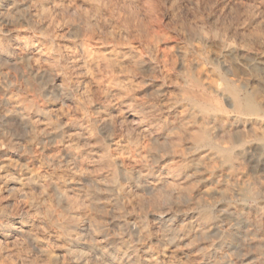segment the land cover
<instances>
[{
    "label": "bare ground",
    "instance_id": "6f19581e",
    "mask_svg": "<svg viewBox=\"0 0 264 264\" xmlns=\"http://www.w3.org/2000/svg\"><path fill=\"white\" fill-rule=\"evenodd\" d=\"M155 3L0 0V61L22 71L14 91L0 80V230L21 232L51 264H264V177L240 170L249 158L264 171V101L205 69L207 39L174 24L167 34ZM247 64L264 71L260 58ZM44 79L78 117L22 96ZM91 96L105 103L89 115ZM49 230L52 251L36 235Z\"/></svg>",
    "mask_w": 264,
    "mask_h": 264
},
{
    "label": "rangeland",
    "instance_id": "374dc122",
    "mask_svg": "<svg viewBox=\"0 0 264 264\" xmlns=\"http://www.w3.org/2000/svg\"><path fill=\"white\" fill-rule=\"evenodd\" d=\"M155 2H156L155 3V9H157L156 15H157V13H158V15H159V13L161 14L159 16L157 15L156 17L159 18V19L157 18L158 21L161 18L160 23L162 24L163 29L167 34L169 33V35H172V28L171 27L176 26V25H180L184 28H187L190 31L202 34L207 39L201 44L202 47H204L203 48L204 54L206 56H208V61L210 63V64L209 63L206 64V62H208V61L203 63V67L205 69L213 70L217 77H219V78H225L226 77V79L230 80L234 85H237V87L239 86L238 88H239L241 96H243L244 94L249 93V92L250 93H256L257 100H263L264 101V90H263L264 89V86H263L264 85V71L263 72H261V71L257 72L255 70H253L249 64H247L248 61L254 62L258 58H260L264 62V40H261L262 39L261 37L264 38V36H262V33H264V28H262L263 27L262 25H264V0H261V1L260 0H237V2H236V0H171V1H169V0H155ZM237 3H238V5H237ZM171 4H173V5H171ZM236 5H237V7H236ZM162 9L165 12H162ZM250 9H251V11H250ZM170 12L174 14V16H172V18L169 17ZM179 12H181V13H179ZM220 12H221V14H220ZM178 13L180 15H178ZM163 14H165V16H163ZM210 15H211V17H210ZM219 16H220V18H219ZM183 17H184V19L186 18V21L183 19ZM206 18H207V20H206ZM228 19H229V21H228ZM246 19L248 20V22ZM179 20L183 23L179 22ZM255 20H256V22H255ZM173 21H175V22L173 23ZM215 21L217 23H215ZM245 21L247 22L246 25H245ZM176 22H178V24H176ZM206 22H208V23H206ZM196 23H198V25ZM222 23H223V27H222ZM168 24L171 27H169ZM206 24H208V25L205 26ZM254 24H255V26H254ZM208 26L209 27L211 26V27L209 28ZM255 27H257L258 30ZM261 28L263 29V31L261 30ZM208 30L209 31L211 30V35H209L210 33ZM249 30H250V33H249ZM251 30H253V32ZM210 36H211V38H210ZM246 36H248V37H246ZM255 37H256V39H255ZM258 39H259V41H257ZM251 40H253L252 43H250ZM214 41H215L216 45H214ZM217 41H220V43L223 44L222 45L223 48L225 46L226 49H230V50L234 51V54L232 55V57L228 56L224 52H222V53L219 52V49L221 51L222 46L221 47L218 46ZM256 41H257V43L258 42L259 43L257 44ZM232 42H234V43L232 44ZM205 46H207V47L205 48ZM233 46H234V48H233ZM238 47H239V50H238ZM235 54L238 58H235L236 57ZM248 58L249 59L252 58V59L248 60ZM229 59L231 60L230 65H229ZM234 59L236 60L235 62H234ZM237 61H239V62H237ZM243 62H245L244 63L245 65H242ZM227 64L229 66L228 70H226L228 67ZM3 65H4V67H2ZM12 66L13 65L8 63V62L0 61V80L2 82V85L4 86L3 89H5L7 91L16 90L18 88V86H20L22 83V78H21L22 71H21V69H19V68L17 69L15 66L14 67H12ZM209 66H212V68ZM219 66H220V68H219ZM245 66H247V67H245ZM218 70H220V71H218ZM232 71H233V75L231 74ZM218 72H219V75H218ZM229 72H231V73H229ZM18 73H19V75H18ZM6 75H8V76H6ZM220 75H222V76H220ZM15 81H17V82H15ZM248 81H249V83H247ZM257 84L259 87H257ZM244 85H245V87H244ZM37 86L38 87H37V90L35 92H26V93L24 92L25 94L22 93V96L25 97V95H26L25 98L28 97L29 99L28 98L27 99L32 104H35V106L36 105L37 106H43V105L46 106V104L48 106L51 103L57 104V107H61V109H64V110H62V112H63V115L65 117L67 116V118L68 117L71 118L72 115H74V117H78L79 111L75 112L76 106L74 105V103H72L73 101L72 100H69V101L65 100V99H63L62 96L58 95V92L56 91V89L51 86V82L49 79L42 80L40 83H38ZM240 88L241 89L244 88V89L241 91ZM245 89H247V90H245ZM243 91H244V93H243ZM1 94H2V91L0 90V96H1ZM47 95H48V98H47ZM51 97H52V99H51ZM69 98H72V96H69ZM90 98H91V100H90L91 103L89 106L86 107V111H85L86 114H89V115H91L95 111V109L98 107L99 104L105 103L102 98L100 99L99 97L97 98L96 96H91ZM61 99H63L62 101H67V102L62 103V101H59ZM97 99L98 100L100 99V100L97 102ZM37 100L39 102H37ZM46 101H47V103H46ZM53 101H55L56 103ZM221 102L223 103V100ZM65 103L67 104V106ZM106 104H107V102H106ZM68 107H70V108L68 109ZM66 109H68V110H66ZM56 113L59 114L61 112L59 110H57ZM74 117H72L71 119H74ZM121 117H122L121 113H118L115 117L116 120H115L114 126H115L116 131H120V130H122V128L124 129V127H125L124 123H123V119ZM120 121H121V127H120ZM116 123H118L119 125H117ZM262 129H264V125L262 126ZM244 131H245V133H248L249 129L246 128ZM12 134H14V133H12ZM140 142L143 143L144 141L141 140ZM241 163H242V165H241ZM241 163H240V165H241L240 170H242V173L245 174L246 178L258 179V178L264 177V171L261 168H256L255 170H253L250 167L251 165H253V162H251V160L249 158L244 159L243 162L241 161ZM152 168L154 170L151 169V171H153L155 173L158 171L159 165H152ZM100 169L101 168L97 167L94 170L97 171V173H98V172H100V171H98ZM84 187H86V184L84 185ZM139 198L141 200H144L143 201V205H144L143 211H147L148 209L150 210L153 208L151 206L153 203V199L149 195L143 194V195H140ZM51 208L56 213H59L61 210V208L57 205H53V207H51ZM170 210L172 213L179 215V211H180L179 208L172 205L170 207ZM54 218L55 217H49L48 218V224H49L50 229H53V228L55 229L59 225L58 222L56 221V218L55 219ZM109 219L110 218L108 216L107 221H109ZM177 219L179 221L180 219H182V217L180 218V216H179ZM53 220H54V222H53ZM0 221L2 222V220H0ZM148 221H149L148 222V229L150 231H155L156 228H155L154 224L150 220H148ZM3 231H6L4 233L9 234L10 237H7L6 239L4 238V241L1 240V245H2L1 248L3 249V251H5L6 249L8 251H5L6 257H3V259H0V264H5V263L6 264H29V263L30 264L31 263L32 264H51L48 260L46 261V258L45 259L42 258L43 256L39 253V251L25 238V236L21 232H15V231L7 232L6 229L1 228L0 233L1 232L3 233ZM50 231L51 230L46 231L45 235L41 234V233H37L36 235H37V237H42V238H43V236H45L44 237L45 247L47 245V249L49 247V250L52 251V250H54V245H53V240L50 238V235H51ZM117 231H118L117 227L109 225V231H108L109 233L117 232ZM20 235H21V237H20ZM47 237H49V239ZM22 238H23V240H22ZM16 239L19 241H17ZM18 243L21 247L18 246ZM6 244L8 245L9 249L7 248ZM52 246H53V248H52ZM237 246H238L237 248H239V249H237V263H240L242 261L243 257H242L241 248H240L239 244H237ZM17 247H19V249ZM25 247H26V250H25ZM234 248H235V246H234ZM231 250L235 251V249H231ZM238 250L240 253L238 252ZM10 252H12V253H10ZM8 254L13 255L14 261L13 260L10 261ZM15 254H16V256H15ZM39 254L41 257L39 256ZM12 255L10 258H12ZM36 255H38V256H36ZM14 257H15V259H14ZM16 257H17V259L19 257L20 258L17 260ZM25 258H28V259H25ZM30 259H31V262H29ZM41 260L44 262L46 261V262L42 263ZM23 261L25 263H23ZM39 261H41V262H39ZM88 264H101V263L98 261L91 260V261H89Z\"/></svg>",
    "mask_w": 264,
    "mask_h": 264
}]
</instances>
